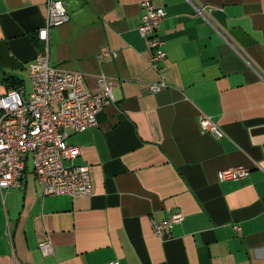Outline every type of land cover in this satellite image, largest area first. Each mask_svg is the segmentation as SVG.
<instances>
[{
	"label": "crops",
	"instance_id": "crops-1",
	"mask_svg": "<svg viewBox=\"0 0 264 264\" xmlns=\"http://www.w3.org/2000/svg\"><path fill=\"white\" fill-rule=\"evenodd\" d=\"M47 1L0 0V93L11 79L29 91ZM141 1L65 0L68 19L49 29L51 62L91 91L105 75L115 99L67 137L89 165V195L43 194L30 160L19 186L0 190V264H264V0H151L165 10L157 66L137 29ZM201 112L220 138L200 129ZM231 165L248 173L219 180ZM175 209L182 221L159 237L151 219Z\"/></svg>",
	"mask_w": 264,
	"mask_h": 264
},
{
	"label": "built area",
	"instance_id": "built-area-1",
	"mask_svg": "<svg viewBox=\"0 0 264 264\" xmlns=\"http://www.w3.org/2000/svg\"><path fill=\"white\" fill-rule=\"evenodd\" d=\"M142 13L137 26L146 37L150 53L147 57L157 66L167 55L164 40L158 34V26L165 10L151 0L141 1ZM205 6L197 7L202 13ZM65 0H48L45 23L36 30V39L42 42L34 58L28 64L30 89L11 87L0 93V190L18 187L28 160L31 161L37 182L43 194L89 195L91 193L90 169L87 163H76L80 155L77 144L67 142L69 130L82 131L97 124L96 113L104 105L114 101L111 80L99 77L100 89L91 91L81 71L70 70L50 60L49 29L68 19ZM102 52H112L103 46ZM161 83H151L155 91ZM198 125L216 138L223 135L221 127L206 113H199ZM248 173L244 165H231L217 170V178L240 179ZM184 213L173 210L160 220L151 219L153 231L159 237L169 233ZM237 234L241 227L232 226ZM38 247L43 255L54 253L49 239L41 240ZM105 264H120L117 258Z\"/></svg>",
	"mask_w": 264,
	"mask_h": 264
},
{
	"label": "trees",
	"instance_id": "trees-1",
	"mask_svg": "<svg viewBox=\"0 0 264 264\" xmlns=\"http://www.w3.org/2000/svg\"><path fill=\"white\" fill-rule=\"evenodd\" d=\"M11 83H10V86H13V87H19V82L18 81H15L14 79H11Z\"/></svg>",
	"mask_w": 264,
	"mask_h": 264
}]
</instances>
